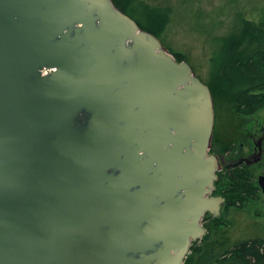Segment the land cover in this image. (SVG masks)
Returning a JSON list of instances; mask_svg holds the SVG:
<instances>
[{"label": "water", "instance_id": "95a60500", "mask_svg": "<svg viewBox=\"0 0 264 264\" xmlns=\"http://www.w3.org/2000/svg\"><path fill=\"white\" fill-rule=\"evenodd\" d=\"M215 121L113 0H0V264H184L225 203Z\"/></svg>", "mask_w": 264, "mask_h": 264}, {"label": "rangeland", "instance_id": "374dc122", "mask_svg": "<svg viewBox=\"0 0 264 264\" xmlns=\"http://www.w3.org/2000/svg\"><path fill=\"white\" fill-rule=\"evenodd\" d=\"M148 3L156 5H170L174 11L172 20L164 31L162 43L166 49L174 56V52L187 55V61L195 70L196 75L205 83L213 84L212 74H215V64L211 61L214 54V45L210 42V34L213 36L224 35L231 31L235 23L234 8L236 3L233 0H146ZM240 9L245 12L248 19L254 20L259 30L264 29V20L262 19L264 11V0H238ZM219 9L220 16L216 17L215 28L208 33L201 30L212 25L209 22L211 13ZM220 22V24H217ZM142 29V28H141ZM143 30V29H142ZM233 30V29H232ZM173 51V53L170 51ZM175 57V56H174ZM215 69V70H214ZM209 86V85H208ZM216 109V108H215ZM259 117V118H258ZM264 118V109L253 115H242L238 111H227L226 105L218 107L216 115L217 142L216 151L224 154L232 144L239 148V144L244 142L243 130L239 128L253 129V119ZM214 131V134H215ZM214 136V135H213ZM214 138V137H213ZM214 141L211 142V150ZM214 146V145H213ZM210 150L209 153H212ZM233 151V152H235ZM219 159V158H218ZM220 162V161H219ZM222 165L220 164V169ZM240 174L243 184L250 183L241 195L229 194L233 187L234 179ZM221 177L215 184L212 196H221L225 199L222 207L223 224L219 227L215 225V218L205 216L202 224L209 227L210 237L202 242L203 245L210 244L209 249L214 250L216 254L223 256L228 254L236 244L255 238L264 239V192L259 185V176L264 175V158L260 165L252 168H237L227 172L218 171L217 176ZM217 180V181H218ZM216 183V182H215ZM216 192H219L218 194ZM235 202L234 205L228 204ZM202 239H200L201 241ZM190 254V253H189Z\"/></svg>", "mask_w": 264, "mask_h": 264}, {"label": "trees", "instance_id": "16d2710c", "mask_svg": "<svg viewBox=\"0 0 264 264\" xmlns=\"http://www.w3.org/2000/svg\"><path fill=\"white\" fill-rule=\"evenodd\" d=\"M233 1L236 3L233 30L220 36L209 35L210 42L215 47L211 61L215 64L216 72L212 74L213 84L208 85L217 114L218 107L226 105L229 112L232 108L239 114L249 116L264 109V29L259 30L254 20L247 18L245 12L240 9V1ZM113 2L122 12L133 18L140 28L160 39L172 20L174 9L170 5L154 6L146 0H113ZM262 13L264 20V11ZM211 14L209 22L213 24L218 14L220 16L219 9H215ZM215 26L208 24L201 31L211 32ZM170 51L173 53L171 49ZM173 54L178 62H182L183 59L189 60L186 54L179 52ZM213 137V145L216 148L215 143L218 140L216 131ZM218 177L220 180V175ZM239 177L240 174H237L233 187L228 191L229 194L241 195L246 187H250L248 180L243 184ZM228 204L234 205L235 202L228 201ZM214 222L216 227L221 226L224 222L223 217L215 218ZM204 227L209 230L206 225ZM209 234L208 231L201 241L192 243L190 254L184 264H264V239L255 238L240 242L228 254L220 256L208 248L210 244H202L210 237Z\"/></svg>", "mask_w": 264, "mask_h": 264}, {"label": "flooded vegetation", "instance_id": "af4514ba", "mask_svg": "<svg viewBox=\"0 0 264 264\" xmlns=\"http://www.w3.org/2000/svg\"><path fill=\"white\" fill-rule=\"evenodd\" d=\"M258 118L253 119L254 126L252 130L248 127L243 128V126L239 128V131L243 130L241 133L243 134L244 142L239 144L237 151H235V143L224 154L217 152L216 148L212 146V153L210 154H214L219 158L222 165L220 171L226 170L229 172L237 168H252L262 163L264 158V118L262 120ZM261 176L264 175H260L259 179Z\"/></svg>", "mask_w": 264, "mask_h": 264}]
</instances>
